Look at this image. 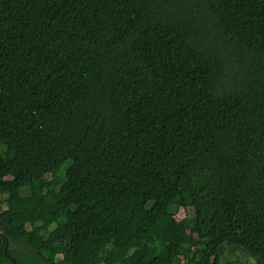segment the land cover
Masks as SVG:
<instances>
[{
  "label": "trees",
  "instance_id": "trees-1",
  "mask_svg": "<svg viewBox=\"0 0 264 264\" xmlns=\"http://www.w3.org/2000/svg\"><path fill=\"white\" fill-rule=\"evenodd\" d=\"M226 246L264 264V0H0V264Z\"/></svg>",
  "mask_w": 264,
  "mask_h": 264
},
{
  "label": "rangeland",
  "instance_id": "rangeland-1",
  "mask_svg": "<svg viewBox=\"0 0 264 264\" xmlns=\"http://www.w3.org/2000/svg\"><path fill=\"white\" fill-rule=\"evenodd\" d=\"M47 176L51 177L52 174H48ZM27 192V191H26ZM25 194V192H21ZM17 194L13 193L12 197H16ZM187 209H181L177 218L182 220L187 218L190 215ZM64 256L60 255L57 257V260L63 259ZM221 264H255V260L248 255L246 252L243 251H234L230 247L226 246L224 251L221 254Z\"/></svg>",
  "mask_w": 264,
  "mask_h": 264
},
{
  "label": "water",
  "instance_id": "water-1",
  "mask_svg": "<svg viewBox=\"0 0 264 264\" xmlns=\"http://www.w3.org/2000/svg\"><path fill=\"white\" fill-rule=\"evenodd\" d=\"M7 247H8V244H7L6 248H5L6 253H8ZM11 258L14 260L15 264H18L17 261L13 257H11Z\"/></svg>",
  "mask_w": 264,
  "mask_h": 264
}]
</instances>
